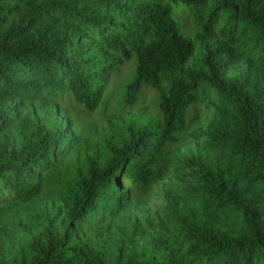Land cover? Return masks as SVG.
Segmentation results:
<instances>
[{
	"label": "trees",
	"instance_id": "16d2710c",
	"mask_svg": "<svg viewBox=\"0 0 264 264\" xmlns=\"http://www.w3.org/2000/svg\"><path fill=\"white\" fill-rule=\"evenodd\" d=\"M0 264H264V0H0Z\"/></svg>",
	"mask_w": 264,
	"mask_h": 264
},
{
	"label": "rangeland",
	"instance_id": "374dc122",
	"mask_svg": "<svg viewBox=\"0 0 264 264\" xmlns=\"http://www.w3.org/2000/svg\"><path fill=\"white\" fill-rule=\"evenodd\" d=\"M186 28H184V32H187V34H192L196 29L193 27L192 23L188 20L186 22ZM194 43V51L191 59H199L201 57V54L203 52V46L205 44H210L209 41H205L201 39L200 41L198 40H193ZM258 51L254 52L256 57H259L261 55L260 52H262L260 49H256ZM132 64L130 62L124 64V66L119 70L113 73L110 77V82L108 85V90L105 93L104 97L107 95H112L115 99L118 98L123 90L124 85L131 80L132 76V71L130 70V67ZM241 69L233 70L230 73V76H237L239 74ZM114 95V96H113ZM203 98L201 101L205 104V107L202 108V117L201 121L197 124V127L200 126V128L203 129L206 128L207 124L208 126L210 125L211 122H213V116L211 114V111L208 110L211 108L214 110L215 105L218 104L216 95L214 92H210L208 95H202ZM154 99V92L152 90H147L143 96L142 100L139 105H137L136 111L137 114L136 116L142 118V119H149L151 114H154V109L153 106H151V102H153ZM103 102V101H102ZM213 103V104H212ZM212 104V105H211ZM207 129V128H206ZM202 137V138H201ZM198 138V140L192 141L191 144L185 146V148L179 153V157L186 163L188 158L190 157L191 154L195 152H200L205 148L206 144L204 143V136H201ZM170 183H173L175 185H180L183 184V181L180 179L174 177V174L169 175L166 179H163L162 181L158 182L156 185L153 187V196L152 199L150 200L148 206L146 208H143L140 210V213L143 215H148L152 212V210L161 208L163 203H162V194L164 192V189L166 186Z\"/></svg>",
	"mask_w": 264,
	"mask_h": 264
},
{
	"label": "clouds",
	"instance_id": "9594fccd",
	"mask_svg": "<svg viewBox=\"0 0 264 264\" xmlns=\"http://www.w3.org/2000/svg\"><path fill=\"white\" fill-rule=\"evenodd\" d=\"M208 44V43H207ZM211 45V44H210ZM205 46V45H204ZM203 53V52H202Z\"/></svg>",
	"mask_w": 264,
	"mask_h": 264
}]
</instances>
